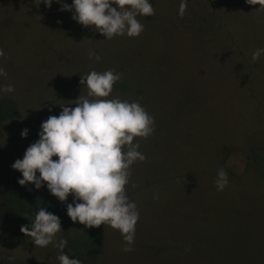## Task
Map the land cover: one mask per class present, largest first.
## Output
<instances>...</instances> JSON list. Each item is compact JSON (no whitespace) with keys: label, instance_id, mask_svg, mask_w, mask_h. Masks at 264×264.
<instances>
[{"label":"rangeland","instance_id":"rangeland-1","mask_svg":"<svg viewBox=\"0 0 264 264\" xmlns=\"http://www.w3.org/2000/svg\"><path fill=\"white\" fill-rule=\"evenodd\" d=\"M18 2L8 6L0 0L5 5L0 16L8 22L0 27V49L5 52L0 67L7 73L0 77V86L14 87L12 93L0 94V105L13 102L19 114L18 120L0 125V185L6 188L22 178L11 165L19 159L23 129H28L27 136L38 137L41 123L58 116L61 105L75 107L79 96L95 99L80 83L93 70L122 74L107 99L139 101L155 121L161 114L155 112L153 92L163 91L162 110L167 105L177 108L169 98L172 89L200 92L203 105L191 111L195 127L180 124L181 131L193 132L192 144L179 138L169 147L150 149L151 134L142 144L145 161L130 168L125 190L139 212L133 251H123V236L107 224L94 228L97 235L84 228L64 235L65 240L82 254L88 252L86 264H264V181L247 165L250 142L264 141V55L251 59L257 48H264V11H255L259 5L188 0L181 18L180 0H151L155 14L137 17L144 24L138 37L105 39L75 22L71 12L60 11V4L47 8L40 0ZM90 50L101 59H90ZM231 80L237 85L227 105L216 97L220 90L231 89ZM205 107H212L219 118L209 119ZM224 132L230 138L227 146L222 143ZM170 157L193 159L187 175L177 170L172 173L180 177L170 181L158 174L170 168ZM220 169L229 181L223 191L215 185ZM92 234L90 242L98 244V253L85 238ZM60 239L56 236V242ZM60 254L54 244L35 246L26 235L0 230V264H10V257L11 264H60Z\"/></svg>","mask_w":264,"mask_h":264},{"label":"clouds","instance_id":"clouds-1","mask_svg":"<svg viewBox=\"0 0 264 264\" xmlns=\"http://www.w3.org/2000/svg\"><path fill=\"white\" fill-rule=\"evenodd\" d=\"M246 2L258 4L255 11H264V0ZM40 3L47 8L53 3L60 4V11L71 12L75 22L94 28L105 39L138 37L144 31V24L137 17L155 14L151 0H72L71 4L63 0H40ZM187 6L188 0H180L181 18ZM88 55L96 61L101 59L93 50ZM262 55L264 48H257L251 59L258 61ZM4 57L5 52L0 49V58ZM121 75L113 70H93L81 77L80 83L89 90L88 97L95 99L79 96L75 107L61 105L59 115H50L41 123L38 139L11 167L22 176L17 181L20 186L31 184L36 190L46 186L61 203L72 195V202L66 204L67 216L85 228L107 224L119 230L126 245L123 251L127 253L133 251L139 212L136 204L130 202L125 186L129 183L131 166L146 159L138 150L139 143L133 141L137 137L147 139L155 129L154 118L139 101L107 99ZM5 76L6 71L0 67V77ZM13 91L12 85L0 86V94ZM20 135L26 138L28 129H23ZM228 183L227 172L220 169L215 181L217 191H223ZM20 231L32 238L35 246L58 247L60 264H82L81 260L63 253L67 240L56 242L57 234L63 232L61 220L45 207H39L31 225L21 226ZM13 260L9 258L10 264Z\"/></svg>","mask_w":264,"mask_h":264},{"label":"trees","instance_id":"trees-1","mask_svg":"<svg viewBox=\"0 0 264 264\" xmlns=\"http://www.w3.org/2000/svg\"><path fill=\"white\" fill-rule=\"evenodd\" d=\"M9 5H18V0H5ZM5 9V5L0 4V11ZM16 9V8H15ZM3 13V12H2ZM7 13V12H6ZM7 25L8 22L4 17L0 16V27L2 25ZM208 33V32H207ZM211 35V33H209ZM218 36V35H217ZM218 38H220L218 36ZM212 42V41H211ZM209 42V44L211 43ZM221 64V62L217 61L216 64ZM157 79L161 77V74L154 73ZM237 83H234L231 80V86L230 90H224L217 94L218 97L217 101L221 100L225 104L229 105L228 99H230L233 95L230 94L231 91H233V87L236 86ZM173 91L169 93V98L176 104V109L172 110L170 105H167L166 108L162 110L161 106V99H163V91H156L152 93V98L154 100V108L155 112H160L161 118L159 121L154 120V132L152 133V140L150 142V149L155 146L156 150H160L163 147H169L171 146V141H175V139L181 138L184 142L192 144V141L194 140L193 132H190L188 130L181 131L180 130V124L181 126H185L188 124L189 127H195L192 122V116L193 114L191 111L195 108L196 105L200 106L203 105L204 100H201L204 95L200 92L193 91V95L188 93V91L184 93H179L176 90L172 89ZM223 90V89H222ZM229 92V93H227ZM191 97L192 99L185 103L184 98L185 97ZM199 101H196V99ZM238 102L239 99H235ZM235 102V103H236ZM205 109H207L205 107ZM208 110V109H207ZM210 113L209 119L213 117L216 120L219 118V116L215 113V111L212 109L208 110ZM230 117L226 114V118ZM223 118V117H221ZM19 114H18V108L13 102L7 101L6 103H3L0 105V125L2 122H7L11 120H18ZM225 119V118H224ZM162 121V126H161ZM167 127V128H165ZM2 128V125H1ZM240 135L243 136V132L240 133ZM38 139L37 136H27L26 138L19 139V146H18V156L19 159L23 158L25 150L36 140ZM229 137L224 133H222V143H225L226 146L229 142ZM135 142H138L140 147L139 151L143 154L146 153V151L143 148L145 139L142 138H134ZM252 144L251 150L247 155V165L251 168H253L256 173L259 180L264 181V141L261 142V144L255 143L253 141L250 142ZM180 147L183 148V146L180 145ZM154 149V148H153ZM157 153H161L160 151H156ZM202 150V146L199 145V151ZM149 151V148H148ZM56 158V157H53ZM183 158V157H182ZM169 161H172L170 168H167L164 170V172H159L158 174L162 176V174H165L166 176H169L168 178L170 181H175L176 178L180 177V175H175L176 173H172L175 171L182 170L183 173H186V168L193 165V159H185V160H176L174 157H170ZM183 161V162H182ZM162 171V170H160ZM167 172V173H166ZM192 173V172H189ZM38 175V173H37ZM145 175V174H144ZM173 178V179H171ZM18 179H16L9 187L3 188L2 185H0V230L7 233L12 234L14 236L20 237L24 234L21 233L20 228L23 225H31V223L34 220L35 212L38 210L39 207H45L48 211L54 213L55 215L59 216L61 220V229L63 232H60L57 234L59 237H63L65 239V236L69 232H85L84 229L85 226L79 224L78 222H73L66 214V204L71 203L73 197L69 195L67 201L65 203H61L57 200V198L53 197L48 191L46 186L42 187L39 190H36L34 188V185H25L20 186L17 183ZM257 184L261 186V182L258 181ZM32 187V194L27 195V191ZM262 188V187H260ZM259 190V189H258ZM257 190V194H258ZM71 196V197H70ZM79 202V201H78ZM243 205V202H241ZM95 233L97 235V232L94 228H88V231L86 233ZM65 235V236H64ZM86 240H88L87 244H91L94 251H97L98 244L90 242L91 239L94 238V235L88 236L85 235ZM67 239V238H66ZM71 241L67 240V245L64 248L65 253L70 256V258H77L82 261V264H86V258L88 256L87 251H83V254L80 251H77L74 247L71 245Z\"/></svg>","mask_w":264,"mask_h":264}]
</instances>
